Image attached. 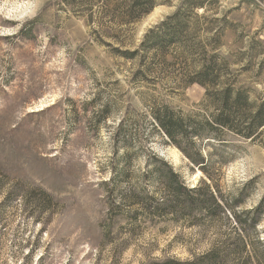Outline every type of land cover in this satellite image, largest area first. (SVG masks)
Segmentation results:
<instances>
[{"label":"rangeland","instance_id":"374dc122","mask_svg":"<svg viewBox=\"0 0 264 264\" xmlns=\"http://www.w3.org/2000/svg\"><path fill=\"white\" fill-rule=\"evenodd\" d=\"M181 1L118 28L97 14L92 22L74 16L61 0H0V264H138L161 252L186 259L190 250L233 238L227 212L199 236L184 223L134 216L131 205L132 192L159 195L154 182L141 179L151 152L187 186L207 180L150 126L151 109L162 106L211 113L205 89L146 83L133 76L136 62L117 57L110 38L121 51L136 50ZM195 2L202 4L194 12L200 26L213 29L230 63L234 87L264 99V0ZM124 139L128 162L117 159ZM229 140L233 158L212 189L225 200L242 197L237 210L253 209L264 198V146ZM206 153L217 162L213 149ZM16 188L23 199L8 198ZM114 199L120 206L110 210ZM257 232L264 238V211Z\"/></svg>","mask_w":264,"mask_h":264},{"label":"trees","instance_id":"16d2710c","mask_svg":"<svg viewBox=\"0 0 264 264\" xmlns=\"http://www.w3.org/2000/svg\"><path fill=\"white\" fill-rule=\"evenodd\" d=\"M60 4L70 8L74 16L92 22L97 14L122 28L136 25L155 7L168 4V0H61ZM198 7L202 4L195 0L181 1L173 14L147 30L136 50L121 51L123 44L118 43L115 36L110 37L118 47L113 48L117 57L137 63L133 76L152 85L161 80L178 89L191 85L202 87L208 107L212 108L211 113L186 114L167 106L151 109V129L163 135L208 181L187 186L171 165L151 152L141 179L154 182L159 195L144 190L142 194L132 192L131 205L138 207L134 216L184 223L198 231L199 236L218 225L227 212L233 238L216 240L202 253L190 250V257L186 259L168 257L161 252L160 259L147 254L138 264H229L237 257H243L242 264H264V238L257 232L264 198L253 209L237 210L242 197L225 200L211 186L219 169L233 158L227 152L231 137L264 146V99L252 101L246 90L234 87L229 77L232 74L230 63L219 54L221 46L214 44L213 29L201 27L200 18L194 14ZM120 121L119 127L123 123ZM119 142L126 152L117 158L116 148L115 158L128 162L130 144L125 139ZM208 149H213L217 155L216 163L210 161L212 154H205ZM2 178L5 180L0 174V192L4 188ZM19 192L18 188L13 189L8 198L23 199ZM115 203V199L109 202L110 210L115 206L119 208Z\"/></svg>","mask_w":264,"mask_h":264},{"label":"bare ground","instance_id":"6f19581e","mask_svg":"<svg viewBox=\"0 0 264 264\" xmlns=\"http://www.w3.org/2000/svg\"><path fill=\"white\" fill-rule=\"evenodd\" d=\"M174 155L176 156V155H177V153H175ZM198 174H199V172H198Z\"/></svg>","mask_w":264,"mask_h":264}]
</instances>
